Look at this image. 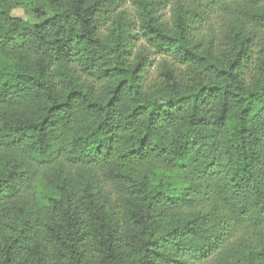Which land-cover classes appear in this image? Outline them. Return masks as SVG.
I'll return each instance as SVG.
<instances>
[{"label": "trees", "instance_id": "obj_1", "mask_svg": "<svg viewBox=\"0 0 264 264\" xmlns=\"http://www.w3.org/2000/svg\"><path fill=\"white\" fill-rule=\"evenodd\" d=\"M119 4L0 0V264H264V0Z\"/></svg>", "mask_w": 264, "mask_h": 264}, {"label": "rangeland", "instance_id": "obj_2", "mask_svg": "<svg viewBox=\"0 0 264 264\" xmlns=\"http://www.w3.org/2000/svg\"><path fill=\"white\" fill-rule=\"evenodd\" d=\"M159 4L158 15H162L163 19L170 21L172 17V11L176 6L178 1L183 4L197 5L200 0H151ZM119 12L125 11L128 18L132 21L131 33L138 36L139 41L137 42L136 50L141 47H146L149 51L148 59L151 64V79L155 80L158 77V66L162 61V56L155 55L154 50H151L149 44L143 39L142 31L140 30V17L139 9L136 5V0H119ZM204 5L199 6L196 10L195 16L191 19L193 24L197 23L196 38L200 42L201 50H212L219 51L223 50L226 45V31L223 26V20L219 15H207L204 10ZM11 18L24 22L28 26H34L40 23L43 18H41L37 12H35L31 7L17 6L11 9ZM112 22L105 28L106 33L109 34L112 30ZM151 51V52H150Z\"/></svg>", "mask_w": 264, "mask_h": 264}]
</instances>
